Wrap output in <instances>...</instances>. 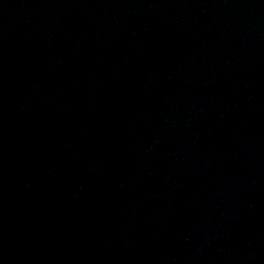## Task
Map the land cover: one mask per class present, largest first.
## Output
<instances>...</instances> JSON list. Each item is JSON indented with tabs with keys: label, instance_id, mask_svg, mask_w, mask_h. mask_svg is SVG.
<instances>
[{
	"label": "water",
	"instance_id": "1",
	"mask_svg": "<svg viewBox=\"0 0 264 264\" xmlns=\"http://www.w3.org/2000/svg\"><path fill=\"white\" fill-rule=\"evenodd\" d=\"M0 264H264V0H0Z\"/></svg>",
	"mask_w": 264,
	"mask_h": 264
}]
</instances>
